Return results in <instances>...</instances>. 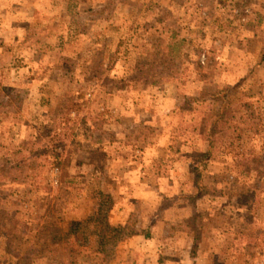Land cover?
<instances>
[{
	"label": "rangeland",
	"instance_id": "374dc122",
	"mask_svg": "<svg viewBox=\"0 0 264 264\" xmlns=\"http://www.w3.org/2000/svg\"><path fill=\"white\" fill-rule=\"evenodd\" d=\"M106 220L136 232L110 256ZM253 235L264 0H0V264H264Z\"/></svg>",
	"mask_w": 264,
	"mask_h": 264
},
{
	"label": "trees",
	"instance_id": "16d2710c",
	"mask_svg": "<svg viewBox=\"0 0 264 264\" xmlns=\"http://www.w3.org/2000/svg\"><path fill=\"white\" fill-rule=\"evenodd\" d=\"M178 41L180 43H183L184 39H178ZM217 93H222V91H218ZM69 99L70 100L68 101L65 108H63V111L61 112L60 116L56 118L57 123H58V127H63L62 124H67L68 122H71L69 112L72 110H78L77 102H75L71 98H69ZM223 114H224V109H222L220 111V116L222 117ZM212 132H211V136L209 137V145H208L207 151L192 155V156H194L200 160V161H198V163H196V161H194V160L191 163V166H192L191 168L193 170L199 171L198 172L199 176H198L197 180H199L201 178V169L204 168L206 166L208 160L212 159L214 156V149H215L214 145L215 144H214L213 134H214L215 130ZM55 164L60 168L61 175L64 176L67 173V171H66L65 164L62 161V157L60 155L56 156ZM195 164H197V165H195ZM99 217H100V213L95 212L89 218L83 220L81 223H78L75 227L70 226L69 229L64 233V235L67 236L66 237L67 239H65V240H70V237L73 236L74 234L81 233V235L83 236L82 240L85 243L86 235H87L86 231H88V229L85 228V227H87L85 225H89L92 221H98ZM93 228H95V229L92 232H95L97 234L96 237L98 238L97 244L99 245V250L101 252H104L105 254H107V256H110L111 254H113L114 247L119 242H121L125 239H128L129 237H131L132 235H134L136 233L134 230H132V227L130 225H127V226L123 225V224L114 225V224H110L107 220L103 224L102 223H100V225L96 224ZM56 232L58 234V230H55V233ZM144 232H145L146 238L151 237V233H150L149 229L145 230ZM61 238H63V237L61 236ZM106 245H110V249H108V251L105 248ZM246 246L248 247V249L250 246L249 251L251 253H254L255 251H263L264 250V235H262V236L253 235L251 238H248V240L246 241Z\"/></svg>",
	"mask_w": 264,
	"mask_h": 264
}]
</instances>
